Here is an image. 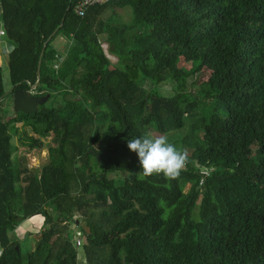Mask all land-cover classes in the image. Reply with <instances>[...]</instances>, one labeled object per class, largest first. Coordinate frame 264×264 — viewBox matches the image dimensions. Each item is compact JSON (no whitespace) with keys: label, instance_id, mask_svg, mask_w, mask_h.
<instances>
[{"label":"trees","instance_id":"trees-1","mask_svg":"<svg viewBox=\"0 0 264 264\" xmlns=\"http://www.w3.org/2000/svg\"><path fill=\"white\" fill-rule=\"evenodd\" d=\"M76 2L0 0L2 38L16 45L3 54L10 87L39 80L34 92L49 95L7 118L0 67V264H264V0H109L83 16ZM146 132L188 152L176 179L141 177L127 142ZM12 133L47 150L38 169ZM37 216L22 253L14 230Z\"/></svg>","mask_w":264,"mask_h":264},{"label":"rangeland","instance_id":"rangeland-1","mask_svg":"<svg viewBox=\"0 0 264 264\" xmlns=\"http://www.w3.org/2000/svg\"><path fill=\"white\" fill-rule=\"evenodd\" d=\"M130 11H132V10H130L129 8H125L121 11L119 10L118 12L122 16L123 20L128 21L130 19ZM0 40H3V38L0 37ZM66 41L67 40L64 37L60 36L54 40V45L59 50L63 51V49L65 48V45H66ZM102 49L104 50L105 54L109 57L111 62L116 63V59L108 53L106 44H102ZM0 67L2 70V78L4 80V87L7 90V92H9L11 87H10L9 80H8V72L6 71V66L4 63V57L2 60H0ZM186 68L193 70V69H195V66L189 64V65H186ZM207 77H208V71L205 69H201L198 72L193 73L192 77L189 78V80H188V86H187L186 91L192 95L193 92L197 89L198 84L205 81ZM147 83H149V82H147ZM157 88L159 89L161 94L165 97H170L173 95V92H174L173 91V85H172V82H170V81L164 82L163 84L157 86ZM4 102L5 103L7 102L6 104L5 103L3 104V110L6 112L7 118L14 116V113L12 110V94L11 93H7V96H6ZM218 115L220 117L224 116L225 112L222 109H219ZM193 119H187L186 120L185 129H187V125H189L195 121ZM17 125L19 126L20 123H17ZM185 129H183L180 132V134H184ZM26 133H28V134L30 133V131L27 128H26ZM152 134L158 135L155 132ZM12 144L16 147L15 154L18 157H20V158L23 157L25 159L24 162H25L28 169L36 170L47 160V150H42L39 153L35 150H29L28 147H26L25 145H22L19 134H17V133H12ZM187 188H188V185H186L184 187L183 191L185 192L187 190ZM199 199L197 202H199ZM78 218H79V216H76L74 218V220H76L75 222H77L79 224L80 219H78ZM42 223H43V219L41 217L37 216V217L29 218L25 222H22L14 230V233H13L14 238H16L18 242H20L21 244L24 245L22 247V250H21L22 253L28 252L30 250L31 246L34 245L35 239H36L35 235L38 234L39 230L41 229ZM69 227L74 232L79 230L77 228V225H75V224L69 225ZM25 233H30L33 235H25ZM13 234L11 235V238L13 237ZM74 244H76V243L74 242ZM82 244H83V241L81 239L79 246L81 247ZM79 246L78 247L75 246V247L80 248ZM79 262H82V258H80V254L78 255V263Z\"/></svg>","mask_w":264,"mask_h":264},{"label":"clouds","instance_id":"clouds-1","mask_svg":"<svg viewBox=\"0 0 264 264\" xmlns=\"http://www.w3.org/2000/svg\"><path fill=\"white\" fill-rule=\"evenodd\" d=\"M0 37H6V30L0 24ZM16 49L14 43L0 40V60L3 54L11 55ZM127 148L134 152L140 166L142 178L162 175L166 180L176 179L185 169L188 152L169 141L167 134L154 135L146 132L143 136L129 139Z\"/></svg>","mask_w":264,"mask_h":264},{"label":"water","instance_id":"water-1","mask_svg":"<svg viewBox=\"0 0 264 264\" xmlns=\"http://www.w3.org/2000/svg\"><path fill=\"white\" fill-rule=\"evenodd\" d=\"M56 30L52 33V35L49 37L48 40H50L53 36ZM47 45V42H45V46ZM40 66L41 61L39 62V68H38V78H40ZM39 80L36 83V85L31 86L30 89L24 90V89H14L11 88L8 93L12 94V110L14 114L22 113V114H33L38 112V109L40 106L44 105L46 101L49 98V95L46 96H37L34 93V90L39 85ZM85 155H91L97 158L98 162L100 160V155L97 154L93 149L88 150ZM48 211V209H46Z\"/></svg>","mask_w":264,"mask_h":264},{"label":"built area","instance_id":"built-area-1","mask_svg":"<svg viewBox=\"0 0 264 264\" xmlns=\"http://www.w3.org/2000/svg\"><path fill=\"white\" fill-rule=\"evenodd\" d=\"M108 1L109 0H77L74 10L77 15L83 16L85 14L86 9L89 6L96 5V4H105ZM74 233H75L74 242L76 243L75 246L78 247L80 245L81 239L83 241V236L81 232L76 231Z\"/></svg>","mask_w":264,"mask_h":264}]
</instances>
